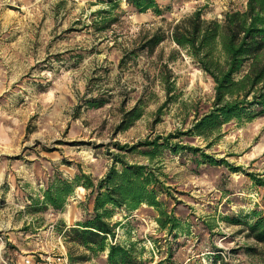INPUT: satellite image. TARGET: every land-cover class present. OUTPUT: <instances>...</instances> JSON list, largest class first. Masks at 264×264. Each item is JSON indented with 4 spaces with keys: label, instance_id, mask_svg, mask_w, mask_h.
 I'll return each instance as SVG.
<instances>
[{
    "label": "rangeland",
    "instance_id": "rangeland-1",
    "mask_svg": "<svg viewBox=\"0 0 264 264\" xmlns=\"http://www.w3.org/2000/svg\"><path fill=\"white\" fill-rule=\"evenodd\" d=\"M158 2L161 16L136 13L120 0L114 11L119 22L97 31L93 14L109 8L106 0H0V264H105V254L74 262L67 257L63 232L85 216L86 189L76 188L62 211L32 198H41L56 177L101 178L111 152H118L114 143L186 131L211 108L212 79L170 38L152 54L133 51L147 33L167 30L196 10L221 19L247 0ZM165 65L175 86L170 94L162 84ZM134 106L142 116L117 131ZM221 132L211 147L201 137L182 139L217 165L196 164L188 152L165 150L159 158L167 175L161 180L170 188L161 198L188 233L161 229L158 212L144 204L128 217L115 213L113 221L130 230L119 229V241H138L153 264L169 247L171 264H261L264 243L231 220L252 221V210L264 215V186L253 179H264V115L232 120ZM126 159L146 162L137 154ZM71 252L74 259L87 254L78 247Z\"/></svg>",
    "mask_w": 264,
    "mask_h": 264
},
{
    "label": "trees",
    "instance_id": "trees-1",
    "mask_svg": "<svg viewBox=\"0 0 264 264\" xmlns=\"http://www.w3.org/2000/svg\"><path fill=\"white\" fill-rule=\"evenodd\" d=\"M106 1L109 2V8L96 10L93 14L99 16V19H93L91 25L97 31L107 30L119 22L120 16L114 11L120 0ZM123 1L136 13L151 11L156 16L164 14L158 0ZM167 38L185 50L212 79V106L208 112L197 117L186 131H175L167 136L157 135L132 145L114 143L118 152H111L112 164L101 178L86 173H79L71 179L56 177L41 198H32L35 204L39 203L45 209L50 207L62 211L76 188L86 189L87 200L82 202L85 216L63 232L69 245L67 257L70 262L86 261L90 256L105 254V264H153V257H144V250L138 241L118 240L119 229H124L127 235H130V230L125 229L122 221H113L115 213L124 212L125 217H128L146 204L158 212L156 222L161 229H166L169 234L176 230L188 233L175 216L174 209L169 210L161 198L169 194L170 188L161 180V176L166 178L167 175L159 164L160 156L165 150L174 155L188 152L196 164L217 165L219 161L213 156L199 147L183 143L182 139L201 137L208 142L207 147H211L221 138L224 124L264 115V0H247L244 8L226 11L221 19H205L202 10H196L170 23L167 30L158 28L147 33L133 52L145 50L152 54ZM165 66L161 80L164 89L170 94L175 86L169 82L173 76ZM123 116L117 131L128 129L142 116V112L138 106H134ZM128 154H137L146 162H130L126 159ZM253 179L257 185L264 186V179L255 176ZM247 217L253 220L242 222L232 218L231 221L246 224V236L257 243H264V215L252 210ZM77 247L83 248L87 254H80L74 259L71 250ZM172 256L169 247L166 258L155 264H171ZM215 258L220 259V256ZM260 259L261 264H264V252Z\"/></svg>",
    "mask_w": 264,
    "mask_h": 264
},
{
    "label": "built area",
    "instance_id": "built-area-1",
    "mask_svg": "<svg viewBox=\"0 0 264 264\" xmlns=\"http://www.w3.org/2000/svg\"><path fill=\"white\" fill-rule=\"evenodd\" d=\"M58 260H61V258H58Z\"/></svg>",
    "mask_w": 264,
    "mask_h": 264
},
{
    "label": "bare ground",
    "instance_id": "bare-ground-1",
    "mask_svg": "<svg viewBox=\"0 0 264 264\" xmlns=\"http://www.w3.org/2000/svg\"><path fill=\"white\" fill-rule=\"evenodd\" d=\"M80 189H83L82 187H80Z\"/></svg>",
    "mask_w": 264,
    "mask_h": 264
}]
</instances>
